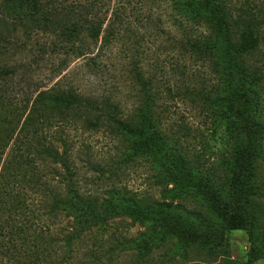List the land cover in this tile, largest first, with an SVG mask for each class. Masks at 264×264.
<instances>
[{
  "label": "rangeland",
  "instance_id": "1",
  "mask_svg": "<svg viewBox=\"0 0 264 264\" xmlns=\"http://www.w3.org/2000/svg\"><path fill=\"white\" fill-rule=\"evenodd\" d=\"M38 1L40 8L29 19L20 18L15 3L31 0H0V136L14 103L20 106L55 83L91 97L107 94L120 114L129 115L140 104V85L132 74L136 68L151 81L160 128L176 138L178 147L173 140L153 135V126H147L139 137L146 155L121 166L116 187L135 197L159 200L161 190L174 187L170 181L175 180L178 197L167 208L168 226H153V221L152 228L129 218L115 219L116 233L131 241L112 264H264V251L252 250L248 228L242 227L244 221L264 223V196L259 193L264 190V86L252 87L244 95V86L228 75L225 63L216 58L208 63L191 52L187 36L206 35L207 29L181 20L169 0L130 5L121 0ZM234 3L248 5L256 16L264 17V0ZM88 23L102 24L101 33L97 42L85 38L88 53L78 56L71 52L64 31ZM108 25L109 42L99 47ZM94 55V61H88ZM212 65L217 73L211 72ZM200 85L211 86L203 97L204 108L199 94L191 90L200 91ZM52 124L48 134L62 132L68 140L82 189L101 194L108 185L100 182V189H94L87 184L99 172L85 159L110 165L119 157L121 139L104 126ZM249 136L263 143L258 160L242 155ZM183 147L203 163L194 162Z\"/></svg>",
  "mask_w": 264,
  "mask_h": 264
},
{
  "label": "trees",
  "instance_id": "2",
  "mask_svg": "<svg viewBox=\"0 0 264 264\" xmlns=\"http://www.w3.org/2000/svg\"><path fill=\"white\" fill-rule=\"evenodd\" d=\"M121 1L130 5L144 0ZM170 1L181 20L207 29L206 35L187 36L191 52L208 63L212 58L225 63L228 75L238 79L239 87L244 86V95L252 87L264 86V17L260 19L248 5L237 7L234 0ZM15 7L21 10L20 18L32 19L40 5L38 0H31V4L20 2ZM101 25L67 27L64 32L71 52L87 54L88 45L83 40L97 42ZM111 34L108 25L99 47L109 42ZM96 55L88 61H94ZM211 67V72L217 73L214 65ZM132 74L140 85L141 96L140 104L129 115L120 114L118 105L107 94L91 97L59 83L36 91L20 106L14 103L10 108L6 131L0 136V264H112L114 256L131 241L116 233V218H129L140 225L155 222L153 226H168L171 215L167 208L178 197L177 181H170L174 187L161 190L163 198L159 200L135 197L116 187L118 170L146 155L139 146V137L147 126H153V135L173 140L178 147L176 138L160 128L161 119L153 108L155 97L150 93L151 81L136 68H132ZM209 87L191 89L199 94L202 104ZM78 122L88 128L104 126L121 139L119 157L110 165L102 167L85 159L88 167L99 172L95 178L89 177L87 184L94 189H100V182L108 185L101 194L82 189L81 175L62 132L48 134L52 123ZM245 144L244 157L258 160L262 156V141L249 136ZM183 152L198 165L203 163L198 155L189 153V147H183ZM261 184L264 186V181ZM259 193L264 196V190ZM242 225L248 228L252 250L264 251V223L254 226L253 221H244Z\"/></svg>",
  "mask_w": 264,
  "mask_h": 264
}]
</instances>
